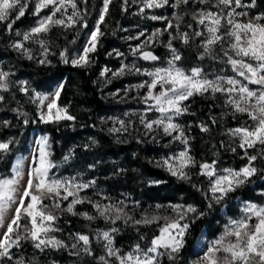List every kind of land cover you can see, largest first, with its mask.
<instances>
[{
    "label": "rangeland",
    "instance_id": "1",
    "mask_svg": "<svg viewBox=\"0 0 264 264\" xmlns=\"http://www.w3.org/2000/svg\"><path fill=\"white\" fill-rule=\"evenodd\" d=\"M115 1L122 11H127L128 17L125 26L121 28L119 43L107 48L103 52L102 60H100L98 66L99 80L96 83L102 98L113 103L112 107L104 110L98 116V122L100 123L98 130H93L91 133L85 132L76 136L72 143H67L60 151L54 150L50 134L40 128H32L29 133L14 140L13 134L8 130V125L13 120V116L10 112L9 114L3 109L8 106H16L15 112L17 111V114L20 116L26 117L25 119H27V116H32L39 120L40 109L38 108V102L35 100L36 94L49 95L58 83H63L65 86L67 78L57 80L51 87V83L31 75L28 70L31 68H40L42 70L44 69V71H53V69H56V65L65 64L60 57V52L64 49L68 50L70 57L75 55L84 45L86 34L94 28L103 5V0H88L87 5L82 0H78L80 8L87 9V29H81L80 25L67 31L55 28L47 36L43 37L48 42L49 48L47 55L49 63L46 64L39 63L44 57L41 55L42 49L38 43L32 41L25 42V47L31 49L33 56L31 60L12 47L14 42L22 39L21 36H16L15 33L17 31L24 33L35 25L37 17L31 14V6L26 12L25 17L14 23L11 32L6 29L5 25L0 24V70L9 73L7 79L8 91L0 92V96L4 98L0 101V142L13 141V150H10L7 155L0 154V165L3 163L2 170H0V178H11L13 167L17 160L21 158H24L23 163L26 174L31 165L32 155L37 149L35 142L41 137L46 136L50 144V158L56 165L51 170L50 175L55 179L61 180L75 178L79 182L95 181L94 186L80 192V196L87 197L92 202H99L101 205L112 204L114 206L124 207V211L135 219H140L146 213L148 215L174 217L175 213L168 207V205L174 204L192 205L198 211L205 213L204 216L199 218L204 219L203 222L205 224L196 239L194 249L191 253L182 255L181 249L176 255L175 260H170L167 255L159 257V264H197L207 251L208 245L224 232L229 220L241 218V209L247 203L251 202L264 206V171L261 175L258 171L257 175L251 177L248 183L237 189V191L230 193L221 203L216 204L212 202L211 208L208 206L210 202L208 197L211 196V193L208 192V180L198 175L199 163L208 162L205 159H210L211 157L217 161L218 169L233 168L238 170L243 167L247 163V158L244 157V151L239 148V139L231 137L228 132L230 129L244 125L246 121L248 123L251 122L244 114H234L233 109L225 104L226 97L222 94L218 93L215 97L206 95L191 98L186 102L189 106V114L177 117L174 122L180 124L184 128L185 134L189 137L190 154L197 161V167L190 169L192 174L191 181L185 182L178 180L163 168L157 167L156 162L162 158L179 153L185 146L179 141H173L172 137L164 135L162 129H157L155 125L153 126L154 130L149 131L141 123L142 115L145 116L147 121L155 120L159 117L158 112L149 110L148 105L143 102V98L146 95V88L137 89L135 87L149 80V77L136 74L134 69L131 73H127L126 70V74L121 77H112V72L117 71L122 64L128 66L135 65L141 71H151L156 67H166L167 61L171 56L169 49L166 47L170 39L169 33H172L173 36L177 35L175 27L168 28L165 31L168 23L171 22L174 26L178 23L179 31L188 33L190 38L187 45L182 43L179 38L172 41L173 46L182 57L178 62L180 67L186 71H190L193 67H200L209 79H214L216 76H234L235 74L232 72L231 66L224 62L226 61L224 51L227 49V44H225L224 48H221L219 44L214 46L213 53L217 59L209 56L200 59L199 57L203 52L201 44L207 36V33L204 32V36L201 37H195L194 35L196 31H204V29L203 26L198 25L193 20V15L201 10L219 12L220 9L212 7L215 0H208L207 3H200V0H188L187 4L181 3L176 7L173 6L176 0H168V4L163 7L145 8L144 12L141 13L140 8L143 7V0H127V3H125V0H112L110 6ZM242 2L247 4L249 0H242ZM236 11L249 13L248 17H237V19L242 21H246L255 15H264V0H254V7L238 8ZM151 16L163 17L164 19L153 20L150 19ZM177 17L180 19L177 20ZM158 29L163 32V35L159 36L155 43L149 42L142 50L151 51L159 57V60L145 61L139 58L140 52L133 54V49L144 44L148 37ZM226 29L227 25H225L222 31H226ZM6 30V33L9 35L7 37L4 36ZM77 31H79V36H77ZM142 32L144 35L140 36ZM137 36H139V39H135ZM225 39L227 40V37ZM117 53L120 55H117ZM92 54H90L91 60L93 59ZM68 65H71V63H68ZM105 67L111 69L112 72H109L107 76H101L100 73ZM21 82H26V84H22ZM22 87L28 88L27 94L21 91ZM249 87L255 89L257 86L250 85ZM196 98H200L202 102L206 101V103L212 102L214 104L213 108L215 112L212 118L215 120L216 125L217 123L220 124L219 126L217 125L218 133L226 141L224 143L225 146L222 148L224 155L213 140L212 144H208L207 140L204 142L200 138L203 135L210 134L211 128L208 127L203 117L197 115L200 112L195 109L194 102ZM57 102L60 104L59 100ZM44 110L46 111V108ZM191 113H194V115ZM72 116L75 117V120L77 119V116ZM117 120L125 122L127 131L118 133L109 131L113 127H120L118 123H115ZM231 120H236L239 125L232 126ZM74 121H61L60 123H71ZM201 124L208 127L207 132L200 130ZM99 133L105 134L113 145L124 144L129 146L134 142L139 147L145 146V150L141 152V158L149 170L144 172L132 171L130 169L132 160L123 155L110 154L106 151L98 138ZM196 145H198L197 152ZM199 147L203 152H200ZM233 148H235L234 152L231 150ZM256 150L264 153L260 145L247 151L249 155H254L252 153L253 151L256 155ZM138 152L131 155L132 159L135 160L138 158L140 155V152ZM194 152L196 156H194ZM199 153L206 154L198 159L197 155ZM70 154V159L66 161L65 157ZM207 154L208 156H205ZM225 154L228 155L227 158ZM254 166L257 169L259 168L257 160L254 162ZM170 178H175L183 184H193L199 181L203 186L200 189L201 197L207 201V204L205 206L199 205L192 198L182 197L179 194H172V192L167 193ZM152 181H162L163 183H151ZM155 191H159L160 194ZM121 201L124 202L123 205L120 203ZM50 203L51 201H45V204ZM67 203V201H62L61 209L53 210L54 214L59 216L63 213L65 217H74L82 220L86 225L84 227L85 230L75 231L74 228L65 223L66 218L63 221L58 218L54 225L58 231L50 233V235L61 240L66 247L61 249L49 247L41 251L33 246V251L31 252L32 257H42L45 264H104V261L100 259L101 257H105L109 261V264H118V261L114 257H108L106 255L104 241L97 239L99 232L109 231L113 227L117 228L118 231L112 233L114 247L119 249L121 254H124L131 251L136 244H139L143 249H147L150 246L152 238L159 234V224L163 223V221H160L159 224L154 223L145 226L134 225L131 221L125 224L123 220H118L115 224H112L106 222L102 217H99L91 203L85 202L77 205L78 212H87L96 217L94 220L89 221L80 215L74 216L67 213L65 210ZM156 205H162L163 207L157 210ZM2 231L4 229H0V232ZM76 234L89 236L92 255H87L82 251V242L76 249L71 247L73 243H76ZM75 252H79V255L70 254ZM11 255L13 257L11 261L5 259L4 261H0V264H16L17 260L23 261V264H33L24 256V253L21 251V245L12 248Z\"/></svg>",
    "mask_w": 264,
    "mask_h": 264
},
{
    "label": "snow or ice",
    "instance_id": "2",
    "mask_svg": "<svg viewBox=\"0 0 264 264\" xmlns=\"http://www.w3.org/2000/svg\"><path fill=\"white\" fill-rule=\"evenodd\" d=\"M82 2L87 5L88 0H82ZM207 2L208 0H200V3ZM111 3L112 0H103L94 28L86 34L84 45L75 55L70 57L67 49L60 52L63 63H71L76 68H87L91 64L90 54L97 51L103 35L101 25L105 21ZM181 3L187 4L188 0H176L173 6L176 7ZM166 4L168 0H143L140 12L143 13L145 8H160ZM30 6L31 14L37 17L35 25L24 33L17 31L16 36H21L22 39L12 45L15 50L30 60L33 56L31 49L25 47V42L32 41L39 44L42 49L41 55L44 57L39 63L46 64L49 63L47 60L49 48L44 36L55 28L65 31L77 25H80L81 29L88 28L87 9H81L78 0H0V24L5 25L11 32L14 23L25 17ZM212 7L220 11L201 10L193 15V20L204 29V31H196L195 37H201L204 36V32L207 33L201 44L203 52L199 58L204 59L209 56L217 59L213 53L214 46L219 44L221 48H224L227 44L224 62L231 66L234 76H216L214 79H209L200 67H193L190 71L180 67L178 62L182 57L172 41L179 38L187 45L190 38L188 33L179 31L178 23L174 26L171 22L168 23L165 31L175 27L177 35L173 36L169 33L170 39L166 47L171 56L166 67L141 71L135 65L122 64L117 71L112 72L105 67L100 73L101 76H107L109 72H112V77H121L126 74V70L127 73H131L134 69L136 74L149 77V80L135 87L146 88L143 102L148 105L149 110L158 112L159 117L147 121L142 115L141 123L149 131L154 130L155 125L157 129H162L164 135L172 137L173 141H179L185 146L179 153L156 162L157 167L163 168L178 180L191 181L190 169L197 167V161L190 154L189 137L185 134L184 128L174 122L177 117L189 114V106L186 102L195 96L215 97L219 93L226 97L225 104L233 109L234 114H244L248 117L251 123L246 121L244 125L230 129L228 132L231 137L239 139V148L244 151V157L247 158V163L243 167L238 170L218 169L215 160L211 163L200 162L198 165V175L208 180V192L211 193L208 197L209 208L212 207V202L221 203L230 193L237 191L248 183L251 177L257 175L258 169L254 166L257 156L249 155L247 150L254 149L257 145L264 150V15H255L246 21L237 19V17H248L249 13L237 12L236 9L254 7V0H249L247 4L242 0H215ZM150 19L164 18L151 16ZM225 25L227 29L222 31ZM143 35V32L140 33V36ZM161 35L163 32L159 29L153 32L144 44L133 49V54L140 52L139 58L145 61L159 60V57L151 51L142 49L149 42L155 43ZM135 39H139V36ZM117 55L120 54L117 53ZM8 76L9 73L0 70V92L8 91ZM21 83L26 84V82ZM250 85L257 87L253 89L249 87ZM64 87L63 83H58L49 95L36 94L40 122L59 124L61 121L75 120V117L68 112V108L57 102ZM21 91L27 94L28 88L22 87ZM3 99V96H0V101ZM191 114L194 115V113ZM24 123L27 124L28 121L25 120ZM115 123H118L120 127H113L109 130L110 132L127 131L124 121L117 120ZM200 130L207 132L208 127L201 124ZM12 143L11 140L0 142V154L7 155ZM35 143L37 149L32 155L27 173L25 174L24 170V158H21L14 165L11 178H0V229H4L0 232V261L5 259L11 261L12 248L19 247L23 240H31L33 246L41 251L49 247L54 249L66 247L61 240L50 235L58 231L54 227L58 217L53 210L61 209L62 201L68 202L65 209L67 213L74 216L80 215L89 221L96 217L87 212H78L77 205L91 203L99 217L112 224L123 220L125 224L131 221L134 225L148 226L163 221L158 227L159 234L152 238L147 249L136 244L131 251L124 254L114 247L112 233L117 232V228L99 232L97 239L104 241L106 255L114 257L118 264H159V257L162 255L175 260L176 255L185 246V238L191 223L205 215L192 205L174 204L168 205L175 213L174 217L146 213L140 219H135L124 211V207L92 202L87 197L80 196V192L94 186L95 181L79 182L75 178L65 180L53 178L50 172L56 165L50 158L48 137H41ZM231 150L234 152L235 148ZM70 156L71 154L66 156L65 160H69ZM151 183L163 182L152 181ZM46 200L51 203L45 204ZM120 203L123 205L124 202ZM161 207L163 206L156 205L157 210ZM241 211V218L229 220L224 232L208 245L207 251L197 264H264V206L249 202ZM75 239L76 243L71 246L73 249L82 242V251L87 255L93 254L89 236L76 234ZM70 254L79 255V252ZM100 259L104 261V264H109L105 257ZM16 264H23V261L17 260Z\"/></svg>",
    "mask_w": 264,
    "mask_h": 264
},
{
    "label": "trees",
    "instance_id": "3",
    "mask_svg": "<svg viewBox=\"0 0 264 264\" xmlns=\"http://www.w3.org/2000/svg\"><path fill=\"white\" fill-rule=\"evenodd\" d=\"M127 17V11H122L121 8L117 6L116 1L110 6V10L106 17L105 23L101 27L103 35L100 38L98 51L92 54V63L87 68H75L68 64H58L55 66L56 69H53V71H44V69L42 70L40 68H31L28 70L31 75L51 83V87L54 83H56L57 80H62L66 77V85L59 98V103L63 106H67L70 110V114L77 116V119L71 123L62 122L53 125H43L39 120L35 119V117H29L26 115L27 119H25L26 117L24 118L17 114V111L15 112L16 106H8L3 110L7 113L10 112L13 116V120L8 125V130L13 134L14 140H17L26 135V133H29L32 128H40L42 130H46V132L50 134L54 150L60 151L67 143H72L75 140L74 138L76 136H79L85 132L91 133L93 132V130H98V128H100L98 116L104 110L111 108L113 103L102 98L101 92L98 90V86L96 84L99 80L98 66L100 60H102L103 52L107 48L119 43L121 28L125 26ZM107 25L109 26L108 28ZM6 32L7 30L4 32V36L7 37L9 35ZM194 103L195 109L200 112L197 115L203 117V120L207 122L208 127L211 128L210 134L203 135L200 138H202V141L204 142L205 140H207L208 144H212L214 141L218 148L222 150L223 146H225L224 143H226V141L218 133L217 125L219 126L220 124L217 123L216 125V123H213L212 115L215 112V109L213 108L214 104L212 102H202L200 98H196V101ZM25 120L28 121L27 124L24 123ZM231 122L233 124L232 126L239 125L236 120H231ZM98 138L100 139V142L103 145L104 149L110 154H120L125 156L126 158H130L132 160L130 166V169H132V171L144 172L149 170L142 162L141 158V152L145 150V146L139 147L134 142H132V145L129 146L124 144L113 145L105 134L100 133L98 135ZM198 145L195 146L196 152ZM10 148V150L12 151L13 144L10 146ZM138 150L140 152V155L135 160L132 159L131 155L136 154ZM200 152H203L201 151V148ZM256 152L257 163L259 167L258 171L261 175L264 171V153H260L258 150H256ZM222 153L224 155L223 150ZM252 153L255 155L254 151ZM204 154L206 153H199L197 155V158H202ZM194 156H196L195 152ZM205 156H208V154ZM227 156L228 155H226V158ZM205 160L210 162L213 159L211 157L210 159ZM2 164L0 165V170H2ZM193 185H195V187H193ZM201 187L203 186L199 181L196 183L194 182L193 184H183L175 178H170L167 187V193L172 192V194H179V196L182 197L192 198L195 203L205 206L207 204V201L201 197ZM155 192L160 194L159 191ZM57 217L62 221L66 218L65 223L74 228L75 231L85 230L84 227L86 225L82 220L74 217H65L63 213H61ZM203 221L204 219H196V221L191 225L185 238V246L181 251L182 255H186L193 251L196 239L198 238L200 232L204 227L205 223ZM21 251L24 253V256L33 264H45V261L42 257H32L31 252L33 251V243L31 240L22 241Z\"/></svg>",
    "mask_w": 264,
    "mask_h": 264
}]
</instances>
